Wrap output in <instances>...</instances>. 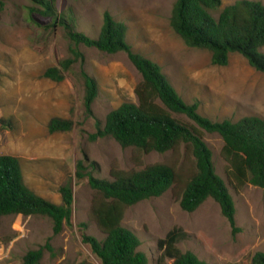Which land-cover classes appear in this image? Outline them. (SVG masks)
<instances>
[{"label":"rangeland","instance_id":"rangeland-1","mask_svg":"<svg viewBox=\"0 0 264 264\" xmlns=\"http://www.w3.org/2000/svg\"><path fill=\"white\" fill-rule=\"evenodd\" d=\"M175 0H49L53 14L45 16L30 0H3L0 12V155L19 158L25 184L34 193L61 203L59 187L69 182L73 191L72 218L54 234L52 221L41 215L9 214L0 217V264H21L28 250L42 248L38 264H102L83 234L104 237L90 215L94 190L88 178L76 177V161L94 177L112 180L111 170L135 171L151 163H169L179 174L177 182L158 197L125 209L123 225L140 237L139 249L148 264H157V240L173 227L185 232L177 245L193 251L209 264H250L256 251H264V187L235 189L221 154L223 141L203 131L212 151L216 173L234 200L239 231L233 235L218 204L206 199L193 212L179 206L185 182L195 169L184 144L165 152H143L122 147L110 136L90 140L96 121L103 126L106 114L123 102H137L135 87L140 74L125 52L106 53L83 44V63L75 61L64 78L43 76L46 68L72 57L68 29L97 37L105 11L126 25V41L134 51L159 63L171 83L189 103L212 120H237L247 115L264 118V72L251 67L238 53L227 65L210 63L206 49L184 44L169 24ZM236 0H221L220 9ZM264 3V0H256ZM264 51V46L261 48ZM92 76L98 94L88 114L83 104L82 72ZM192 123L181 114H172ZM70 119L68 131L50 133L48 122ZM170 263V261H168Z\"/></svg>","mask_w":264,"mask_h":264},{"label":"trees","instance_id":"trees-1","mask_svg":"<svg viewBox=\"0 0 264 264\" xmlns=\"http://www.w3.org/2000/svg\"><path fill=\"white\" fill-rule=\"evenodd\" d=\"M30 1L42 7L41 14H53L49 0ZM220 6L221 0H175L169 24L185 45L208 50L212 65H227L230 55L238 53L255 70L264 72V51L261 50L264 46V3L236 0L214 15L212 11ZM3 7L4 2L0 0V12ZM67 36L74 45L69 49L72 57L46 68L44 77L61 81L63 71L75 61L83 63L84 54L77 48L80 44L109 54L125 52L141 76L134 90L137 102H123L110 110L103 126L96 121V131L88 135L89 139L110 136L122 147L161 153L184 144L193 156L195 169L179 197L180 208L193 212L211 198L230 224L233 235L236 234L239 227L235 221V203L224 180L215 171L212 151L203 139V131L221 137V154L227 162V176L233 188L238 190L247 184L264 187V118L247 115L237 120H212L201 114L198 103L183 99L159 63L132 49L126 41V25L115 20L109 11L103 13L97 37L91 38L72 29H68ZM82 75L83 104L90 114L98 86L92 76L84 71ZM172 114L184 115L192 123ZM72 125L70 119L53 117L47 127L53 133L68 131ZM82 169L83 161L77 160L76 177H87L95 192L90 215L104 234L102 239L83 234L82 241L102 264H148V256L139 249L140 237L122 223L124 212L128 206L158 197L172 187L179 178L177 169L169 163H151L131 172L111 170L112 180L94 177ZM59 192L61 203L34 193L23 180L19 158L0 155V217L9 214L45 216L52 221V231L57 234L65 223L71 222L73 203L69 182L62 184ZM184 235L182 228L176 226L157 240L160 251L157 264H209L193 251L180 249L177 243ZM41 256V247L28 250L21 264H38ZM250 264H264V251H256Z\"/></svg>","mask_w":264,"mask_h":264}]
</instances>
